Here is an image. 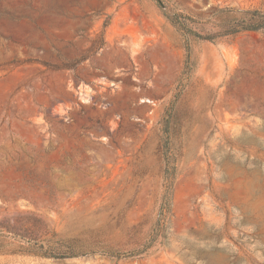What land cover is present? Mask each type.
<instances>
[{"label":"rangeland","instance_id":"obj_1","mask_svg":"<svg viewBox=\"0 0 264 264\" xmlns=\"http://www.w3.org/2000/svg\"><path fill=\"white\" fill-rule=\"evenodd\" d=\"M262 21L0 0V264H264Z\"/></svg>","mask_w":264,"mask_h":264},{"label":"trees","instance_id":"obj_2","mask_svg":"<svg viewBox=\"0 0 264 264\" xmlns=\"http://www.w3.org/2000/svg\"><path fill=\"white\" fill-rule=\"evenodd\" d=\"M263 28H264V21H262L260 23H256V24L252 23V24L245 25L242 29L248 30V31H259V30H262ZM235 32H233V33H235Z\"/></svg>","mask_w":264,"mask_h":264}]
</instances>
